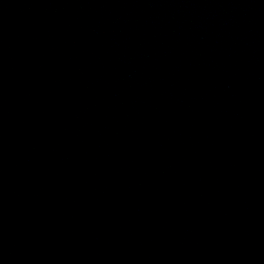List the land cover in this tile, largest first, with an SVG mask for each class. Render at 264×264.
I'll use <instances>...</instances> for the list:
<instances>
[{"label":"water","instance_id":"1","mask_svg":"<svg viewBox=\"0 0 264 264\" xmlns=\"http://www.w3.org/2000/svg\"><path fill=\"white\" fill-rule=\"evenodd\" d=\"M0 264H264V0H0Z\"/></svg>","mask_w":264,"mask_h":264}]
</instances>
